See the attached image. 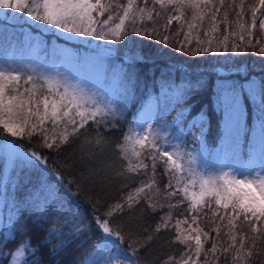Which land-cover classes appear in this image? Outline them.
<instances>
[{
    "label": "snow or ice",
    "instance_id": "snow-or-ice-1",
    "mask_svg": "<svg viewBox=\"0 0 264 264\" xmlns=\"http://www.w3.org/2000/svg\"><path fill=\"white\" fill-rule=\"evenodd\" d=\"M159 6L157 10L156 6ZM259 5L264 7V0H259ZM224 7V0H219V6L214 0H152V7L148 6V0H143V6L137 3V0H127L122 5L118 2L108 3L102 0H0V10H10L11 12L22 13L24 16L31 18L33 21L41 22L44 25L53 26L65 33H75L79 36L91 37L95 36L97 40H114L120 41L129 34V28L137 35L148 36L147 28L137 29V20L153 22L151 31L159 35L158 29L155 27V18L160 17L162 12L171 9L176 15H169L167 23L164 25L165 30L171 25L173 20L182 21L186 11L191 12L190 20H183L180 31H183L186 25L187 31L184 32V38L177 40L175 43H169V36L165 35L161 39V43L168 44L169 47L175 48L177 51L184 52L187 45L196 40L197 47L188 49V54L196 56L200 53L208 52H237L239 50L252 51L257 50L259 46V54L264 55V44H260L259 40L255 43L251 38L253 33L251 29L257 27V9L252 7V16L250 24L243 22V0L239 5L241 11L236 13L237 19L230 22L228 20V10L223 14V23L226 25L225 34L221 39H217L215 35L210 33H218L217 15ZM233 4H229V9ZM113 8L117 11L113 14ZM99 16L108 15L103 20H97L93 13ZM122 12V15L120 14ZM155 13V17L153 15ZM210 14V25L204 29L205 39H200L199 31L194 30L201 28L202 22L206 16ZM7 15V13H5ZM264 16V13L261 14ZM12 19H16L15 16ZM118 20V22H116ZM235 25L238 31L233 30ZM259 29L264 30V19L259 21ZM178 31L175 35H179ZM245 36L249 39L245 41ZM230 37L237 38L246 44L242 49V45L235 42L229 43ZM153 38V37H149ZM23 81V86L21 84ZM30 85V87H26ZM252 91V89H249ZM226 105L235 112L238 110L239 92L232 88L231 91L224 89L222 92ZM42 106V110H41ZM261 113L264 115V102L260 104ZM115 118L113 110L103 101L98 100L95 96H89L84 89L70 85L59 77L45 76L42 73L36 74L34 69L24 71L23 69L0 66V130L8 133L13 137L27 136L31 139L33 136L41 138L43 147L48 149L61 150L62 146L71 143L73 140L80 139L81 130L91 120L95 125L107 124V117ZM101 117L97 120V117ZM261 128L264 130V120L261 121ZM159 135L151 131L137 132L129 129L124 133L122 139L115 144L116 155L114 159H97V156L103 157L105 148L111 143L106 137L100 135L97 131L95 137H86L80 144L81 160H87L86 172L82 174V178L88 182H102L104 180L121 179L123 181L122 188H128L130 181H135L140 175H146L141 172L142 169H148L149 165L144 161L151 160V169L153 176L146 183L140 181V186L132 191L120 201L111 204L105 210L104 218L99 220L93 218L89 223H85L87 217L83 216L80 209L72 204L74 197L71 196L63 188V181L59 176L55 180L60 183L42 185L38 199L40 200V213L42 217L51 214L53 226L47 230V235L41 242L43 245H51L48 251L55 254L67 246L69 240L62 237L63 228H69V236L84 234L91 230L93 224H97L99 229L114 239L101 238L96 242L95 253L93 258L88 260L87 264H141L140 261L130 259L126 254L131 251L132 256H137L140 251L147 248L161 233L170 227L174 230V235L165 243H178L185 245L184 251L177 258L174 254H170L165 259H161L160 264H189L192 260L190 250L195 253L197 258L203 252L207 257L208 253L213 254L214 260L219 259L223 255L226 259L229 253H233V264H245L247 259L252 256L251 248L245 250V242L249 237L244 234L240 235L239 242L237 235L233 232L235 220L241 215L244 221H251L253 218L256 222L264 218V159H261V170L255 175L237 174L235 172H223L219 175H204L198 173L196 169L191 167L194 160L188 161L186 176H178L177 173L185 171V165L182 162L184 155L182 151L175 153L160 147L157 144ZM264 140V134H262ZM152 149L147 156L144 155L145 148ZM179 146H177L178 148ZM31 156L39 164H46L41 155L36 152ZM167 159H164V158ZM157 161H162L165 165V174H171V178L165 185L164 199L169 200L168 204H158L154 202V198L161 195L160 189L156 188L155 169ZM136 173L133 177L130 174ZM175 180L176 185H180L181 181H185L182 187L174 188L172 181ZM189 185L198 191L189 192ZM146 189L148 190L146 192ZM167 189H173L167 191ZM178 192H182L184 197L190 201L189 212L197 210L198 205H206L211 208V203L222 207L223 209H231L228 219L229 230L228 246L220 247L213 242L211 248L207 252L204 251V244L201 240V230L199 227L191 228V232L181 229V224L188 223L187 218L184 220L177 219L174 225H171L172 211L171 209L183 203V200L172 204L170 199ZM77 193H79V185H77ZM143 194V195H142ZM207 198V199H206ZM143 201V205H141ZM98 205L99 201H95ZM139 207V212L143 213L146 209L152 212H158L160 209L168 208L169 211L159 217L156 225L149 231L148 228L142 230V235H128L126 237L120 226L116 228L110 227L111 221L107 217L112 216L113 212H127L134 215ZM213 217L217 215V211L213 210ZM142 218V217H141ZM193 223L197 217L192 216ZM224 217L220 216V220ZM63 223H60V221ZM219 236L220 229H215ZM253 231L258 229L253 225ZM197 233L193 236L191 233ZM187 233V234H186ZM203 236L207 238L208 232H203ZM195 242V248H192L190 241ZM254 246V245H253ZM41 245L35 247L30 246L27 240H21L15 252L12 253L15 264H43V257L37 256L40 252ZM26 254H28L26 256ZM81 264H84L82 261ZM195 264V261L192 262ZM203 264H209L207 259Z\"/></svg>",
    "mask_w": 264,
    "mask_h": 264
},
{
    "label": "rangeland",
    "instance_id": "rangeland-1",
    "mask_svg": "<svg viewBox=\"0 0 264 264\" xmlns=\"http://www.w3.org/2000/svg\"><path fill=\"white\" fill-rule=\"evenodd\" d=\"M237 1L238 3H241V0ZM102 2L108 3L109 0H102ZM228 3L234 2L232 0H228ZM252 7H255L257 9V27L255 28V30H258L264 34V30H260L258 27L260 19H264V16L261 15L262 13H264V7H261L259 5V0H243V10H246V12H248L247 17L243 15V22H245L246 25L250 24ZM226 9L228 10V20L230 22L235 21V18L233 16L235 13H238V9H240V7L236 6L234 13L232 12V8L229 9V6L228 8H224V11ZM112 11L114 14L117 10L113 8ZM224 11L222 9L217 15V20L220 21L218 25V33H210V35H215L217 39H221L225 34L226 25L224 23L220 25L223 21ZM120 14L122 15V12ZM107 15L108 13L105 12L104 16L102 17H107ZM161 15L163 18L167 19L169 15H176V13L172 12L171 9H169L167 12H162ZM13 16L18 18L17 22L0 20L1 45L8 48L17 41L18 37L22 36L23 40L28 41L29 43V47H26L22 51V63L24 65V71H28L27 67H31V65H34V70H37L35 71L37 72V74L42 73L43 75L49 77H56L59 74V70L56 67L53 68L50 64L45 62V60H48L53 56H59V58L61 59L60 61L65 63L66 65V68H63L62 70L63 73H69L68 79L66 80L65 78V81L70 85L84 89L89 96H95L98 100L103 101L104 104L109 105V107L115 114L114 119L110 115L106 118L108 123H102L99 126L95 125L90 120L85 126V129L81 130L80 137H84L83 132L85 130H89L93 134H95L97 131L99 133H104V135L109 137L110 142L112 140V142L108 146V149L110 151H113L115 155V144L122 139L123 134L128 132L130 128L137 132L148 131V123L152 111L154 115L152 119L151 131L159 135L158 141L160 143V146L173 153L178 151V149L180 148L178 142L173 139V136L168 131V129L163 126L165 125L167 127L175 129L176 123L179 122L176 119V116L171 111V92L175 88L177 89L178 87L182 86L185 81H195V79L188 73H196L198 75L199 83L203 85L206 81L214 77L213 72L217 73L221 71H229L233 68H238L232 64V60L236 59L228 53L223 52L222 50L218 52L200 53L196 56L189 55L188 49H195L197 47L195 39L192 40L191 44L187 45L184 52L177 51L175 48L169 47L168 44L160 42L162 37L165 35L169 36L170 44L184 38V32L187 31L186 25L184 26L183 31H180V29L183 20L191 19V13L188 12L185 14V17L182 21L178 22L176 20H173L167 30H165L164 27V25L167 23H165V19L155 20V27L158 29L159 35L151 31L153 22L149 24H140L137 20L136 28H147L149 31V35L141 36L140 39H134L133 37H124L120 41L97 40L95 36H92L93 38H89L79 36L75 33H65L60 31L59 29H55L53 26L44 25L41 22L33 21L31 18L24 16V14L22 13L12 12V15L8 18L14 20L12 19ZM209 17L210 14L209 16H206L205 20L202 22L201 28L209 27ZM20 20H22V23L20 22ZM40 28L48 30L47 32H43V30ZM232 28L233 30L238 31V28H236L235 25H233ZM252 30L254 29H251V31ZM49 31H59L63 34L68 35L69 38H52L53 36H58V33H51ZM178 31H180V34L177 36L175 34ZM195 33L196 30H194V36ZM199 34L200 39H205L203 30L199 32ZM43 35H46L48 40H45L43 38ZM248 39L249 37L245 36V41H247ZM234 40L236 43L242 45V49L246 45L244 42H241L234 37H230L229 43H232ZM258 40L260 43H264V38H258ZM84 43L99 45L97 46L99 50L93 51L88 48V45L84 46ZM103 48H105V52L102 53L101 51L103 50ZM10 53L14 54V52ZM230 53L233 52L230 51ZM254 55L256 54L254 53ZM255 57V64H264V55L259 54ZM115 58L120 60H115ZM1 61L5 62L6 64L10 63V60ZM93 62H96L97 64H99V66H97ZM203 66L210 68L204 69ZM147 70L151 71L153 76L155 77H153L151 80L149 78V81L147 83L141 84L138 80L144 73L147 72ZM181 74H183V76H181ZM63 78L64 76H62L61 79ZM158 87H161V93L163 96H158V93H160ZM151 94L154 98L155 96L158 97V99L160 97H165V100L162 101L161 99L157 104V99H155L156 102L152 103L151 101H149L151 97H148ZM130 110H132L131 113ZM96 119L100 120L101 117L98 116ZM262 120L263 115L261 113V109H259V115L257 117L248 115V121H254L256 126H260ZM159 123H162L163 125ZM262 134H264V130L258 127L256 129H253L249 133L251 137L249 145L259 151L264 150V140H262ZM244 135H246V132L244 133ZM181 144L186 147V144H189V142L184 139ZM177 146L179 147L177 148ZM236 146L237 145H234L233 147ZM197 147L198 149H191L188 158L182 161L185 165V171L177 173L178 176H186L187 168L189 167L188 161L190 159L194 160V163H192L191 167L196 169L198 173H203L204 175H219L223 172H235L237 174L250 173L251 175H255L257 171L261 170V165H259L255 161L254 157L250 155L245 158L243 167L239 168L236 165V162L232 160V158L236 156V153L231 152V150L227 154L224 150H222V153L218 155L217 165L214 163L213 158H209V156L204 160H199L198 154L203 153V143L200 141V146L197 145ZM149 151L153 150L146 147L144 155L147 156V153ZM33 152L41 155L46 163L47 161H50L51 163V161H53V159L55 158L54 149L43 147L40 137L33 136L31 139H29L27 136L13 137L8 133L0 130V163L2 164V169H5L1 172L6 173L7 168L12 164L22 165L35 163L41 168H46V165L48 164L41 165L39 164V162L35 161V159L31 156V153ZM214 155L216 156V152ZM164 159L167 158L165 157ZM144 162L149 165V168L146 170L142 169L141 172H146L147 174L141 175V178H138L135 181H130V186L128 188H123V190L119 194H115L114 196H112L110 198L112 204L117 203L122 199V197L126 196L128 192L132 191L136 187H139L141 180L146 183L150 180V178L153 176V172L151 169V160L145 159ZM50 166L51 167L48 168V170L50 171V177L52 178V180L55 182V177L59 176L61 180L64 181L62 179V175L65 173L64 168H61L60 166H58V164L56 166ZM170 178V173L165 174L164 163L162 161H157L155 169L156 185L153 187L152 192H155V189L159 188L161 195L154 198V202L158 204L169 203V200L164 199L163 194L165 192V185L168 183ZM5 181L0 182V192L4 189ZM57 182L60 183V181ZM184 182L185 181L182 180L180 185H176L175 180L172 181L174 188L182 187ZM63 188L67 192H69L71 196L74 197V199L77 198L78 193L74 187L73 189L75 191H72L71 188L67 187L63 182ZM172 190L173 189H167V191ZM198 190V185L196 188H193L191 185H189L190 193L192 191ZM147 191L148 190L146 189V192ZM74 199L72 200V204L76 206V201ZM2 200L3 198L0 195V202ZM180 200H183L184 202L171 209L173 217L172 221L170 222L171 225H174L177 219L184 220L185 218H187L188 223L181 224L182 230L191 232V228L199 227V229L201 230V240L202 237L204 240H211L215 237H222L221 242L227 243L228 246L229 240L226 233L229 230V226L227 225L229 215L231 214L230 208L225 210L222 207L217 206L214 201H212L211 208L207 207L206 205H198L197 210L189 212L188 209L190 201L184 197V194L182 192H178L176 195L172 196L170 202L172 204H177V202ZM141 205L146 207V205H143V201H141ZM146 210V213H148V217L150 216V220H153V223L155 221V225L159 220V217L164 215L165 212L169 211L168 208L160 209L158 212H152L151 209ZM213 210L217 211V215L215 217H213L212 215ZM30 211H32V209L25 210L27 214L30 213ZM192 216L197 217L195 223H193L191 219ZM220 216H223L224 219L220 220ZM234 223L235 227L233 228V232L236 235L238 234L237 238H240L241 234H244L248 237L249 235H247L246 232L249 230L253 231V225H255L258 229V231L256 232L253 231L254 238L256 239V244H254L252 256L245 262V264H256V254L264 252V245H262V242L264 241L262 240L264 239V218H262L259 222H256L254 218L251 221H244L243 216L241 215L235 220ZM189 225H191V228L189 227ZM217 227H219L220 229L219 236H217V233L215 231ZM7 231V228L3 229L4 233H6ZM203 232H208L209 236L205 238L203 236ZM191 234L195 236L197 233L192 232ZM204 240H202L203 243ZM247 241L248 239L246 240L245 245ZM192 242L195 243L194 240ZM18 245L19 243L16 247L10 249V260L8 264H15V262L13 261L12 253L15 252ZM180 245L181 244H179L178 251L174 253L177 258H179L180 254L185 249V245L182 247V249ZM192 248L194 249L195 245L192 246ZM190 254L192 256V260L189 261V264H192L193 261H195L196 264L198 259L195 256V253L190 250ZM159 261H157L156 264H160Z\"/></svg>",
    "mask_w": 264,
    "mask_h": 264
},
{
    "label": "trees",
    "instance_id": "trees-1",
    "mask_svg": "<svg viewBox=\"0 0 264 264\" xmlns=\"http://www.w3.org/2000/svg\"><path fill=\"white\" fill-rule=\"evenodd\" d=\"M232 1L236 4L228 3V0H224L223 11L224 8H228V4H233L232 12H235V7L239 6L240 3H238L237 0ZM93 2H95V0H93ZM112 2H118L124 5L127 3V0H112ZM137 3L143 6V0H137ZM214 3L219 6V0H214ZM148 6L152 7V0H148ZM156 8L159 10L158 5ZM240 11L241 10L238 9V12ZM187 12L191 13L189 11H186V13ZM5 13H7V15H5ZM243 13L244 16L247 17L248 12L243 10ZM11 15L12 12L10 10H0V20L7 21L8 17ZM153 15L155 17V13H153ZM93 16L96 17L97 20L106 18L99 16L95 12ZM233 17L235 20L237 19L236 13ZM160 19H165V23L167 22V19L163 18L162 15L155 18V20ZM138 21L140 24L151 23V21L147 19ZM116 22H118V20ZM222 24L223 21L220 25ZM207 28L208 27L199 28L196 31L201 32ZM42 30L43 32H47L48 29ZM49 32L58 33V36H53L52 38H69L68 35L59 31ZM252 33L253 36L251 38L254 43L258 38H264V34L258 30L254 29ZM125 37L140 39L141 35H137L129 28V34ZM43 38L48 40L46 35H43ZM89 38L93 37L91 36ZM109 40L113 41L111 39ZM86 45L93 51L99 46L84 43V46ZM26 47H29L28 41H24L23 37L20 36L12 46L8 47L7 51L14 52L15 50H20V57L15 60H22V51ZM5 49L6 47L2 46L0 43V60L4 58L3 54ZM226 53L236 59L232 60V64L238 68L217 73L213 72L214 77L206 81L203 85L199 83L196 73H188L195 81H185L182 86L177 89L175 88L176 90L174 89L171 92V111L179 121L176 123L175 129L171 128V130H176L185 136L184 139L189 142V144H187V149L189 150L193 148L198 149L197 145L200 146V141L203 145L205 144V146L208 147L207 149L203 148V153L198 154L199 160H204L209 156V158L211 157L213 161H215V152L217 153V151L224 146L227 148V151L231 150L232 152L238 149H248L251 141L249 133L257 127L260 128L258 125L250 129V127L256 124L254 121H248V115L251 114L254 116V113H251L252 111L259 115V109H261L260 104L264 102V64L254 63V60H256L255 56L259 55V46H257L256 51L249 49L248 51L239 50L238 53H230V51ZM254 53L256 55H254ZM48 60L61 59L50 57ZM115 60L120 59L115 58ZM203 68L209 69L210 67L203 66ZM181 76H183V74H181ZM153 77L155 76H153L152 72L147 70L138 81L141 84H145L149 81V78L151 80ZM21 84L23 86V81H21ZM26 87H30V85ZM158 88L160 91L158 96H163L161 87ZM232 88L237 89L240 94L238 110L235 112L231 111L229 106L226 105L222 95L224 89L231 91ZM250 88L252 91L249 90ZM161 99L163 101L165 97H160L159 99L157 97V104ZM245 132L246 135H244ZM83 134V138L80 137V139L73 140L71 143L62 146L61 150L54 149L55 158L51 163L47 161L46 164L48 165L44 164L47 169L45 167L41 168L35 163L22 165L12 164L7 168L5 173L1 172L5 170L4 168L2 169L1 165L0 182L6 181L4 189L0 192L3 198L0 202V264H8L10 260V249L16 247L21 240H27L32 247L41 245L40 252L37 256L42 255L43 264H81L82 261L84 264H87L88 260L93 258L92 254L95 253L94 246L98 240L102 237L114 239V237H109L102 229H99L97 224H93L90 231L78 237L69 236V228L71 227V225H69V227L62 229L64 233L62 239L66 238L69 240V243L63 250L52 254L48 251L51 245L41 244L47 235V230L53 226L54 219L51 214L47 217H42L41 213H39L40 200L38 197L42 185L58 183L57 180L54 182L50 177V171L48 170V168L51 167L50 165L56 166L58 164V166L64 168L65 173L62 175L63 182L67 187L71 188L72 191H75L73 187L77 190V185H79V193L74 200L76 201V207L80 209L82 215L87 217L85 223H89L93 218L97 220L104 218L105 210L112 204L110 198L123 190L121 186L123 181L121 179H111L110 181L106 179L102 182H88L82 178V174L86 172V166L89 161L81 160L79 146L86 137H95L96 133L93 134L91 131L85 130ZM100 135L109 140V137L104 135V133L101 132ZM234 145L237 146L233 147ZM101 158L106 160L114 159L115 154L106 147L103 157L97 156V159ZM135 174L136 173H132L130 175L135 177ZM138 178H141V175ZM95 201H99V204L96 205ZM26 209H32V211L27 214L25 212ZM146 212L147 210L140 213L138 206L134 215H129L127 212H113L112 216L107 217V219L111 221L110 227L116 228L120 226L126 237L128 235H142V230L144 228H148L149 231H151L155 226V221L153 223V220H150V216L148 217V213ZM60 223H63V221L61 220ZM4 228L8 229L6 233L3 232ZM246 234L249 235V239L245 245V250L251 248L252 252L254 249L253 245L256 244L254 232L249 230ZM173 235L174 230H172L171 227L167 230H162L161 233L157 235V238L147 248L140 251L137 256H132L130 250L127 251L126 254L130 259L138 260L141 264H156L157 261H161V259H165L168 255L178 251V243H165V241L171 239ZM221 238L215 237L211 240H204L202 237V240H204V251L207 252L208 249L211 248L213 242L217 243L218 248L227 247V243H222ZM237 241L239 242V238H237ZM190 243L192 246L195 245L192 241H190ZM262 245H264V241ZM183 246L184 245H180L181 249ZM27 255L28 254H26V256ZM217 255H219V262L214 260L212 253L209 252L208 256L205 257L202 252L200 257L197 258L196 264H203L205 259L209 261V264H233V253H229L227 259L219 253H217ZM256 260V264H264V252L256 254Z\"/></svg>",
    "mask_w": 264,
    "mask_h": 264
}]
</instances>
